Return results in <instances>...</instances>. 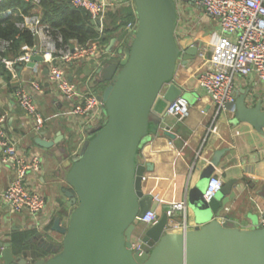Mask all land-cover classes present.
I'll list each match as a JSON object with an SVG mask.
<instances>
[{
  "label": "water",
  "instance_id": "water-1",
  "mask_svg": "<svg viewBox=\"0 0 264 264\" xmlns=\"http://www.w3.org/2000/svg\"><path fill=\"white\" fill-rule=\"evenodd\" d=\"M128 1L134 4L137 21L132 42L121 58L107 60L96 70L108 81L96 95L105 118L91 131L77 158L70 157L60 170L68 186L62 192L72 212L67 224L59 216L52 222L50 230L61 236L60 242H48L37 234L47 256L31 264H264V227L243 230L218 220L224 206L235 199V180L224 182L208 202L202 197L203 183L197 185L189 202L204 222L199 227L166 233L162 213L155 225L143 231V253L131 251L137 217L151 204V198L143 195L142 177L152 166L140 164L137 152L158 128L168 106L183 96L173 83L176 65L194 60L199 45L179 52L173 36L175 1ZM31 61L32 67L41 58L33 56ZM247 92L240 89L236 94L231 122L246 123L264 134V105L257 101L247 106ZM57 136L55 141L38 137L35 142L46 149L61 140ZM216 159L217 155L213 163ZM0 264L26 261L15 256L8 243L0 242Z\"/></svg>",
  "mask_w": 264,
  "mask_h": 264
},
{
  "label": "crops",
  "instance_id": "crops-1",
  "mask_svg": "<svg viewBox=\"0 0 264 264\" xmlns=\"http://www.w3.org/2000/svg\"><path fill=\"white\" fill-rule=\"evenodd\" d=\"M52 1L56 5H61L67 0ZM175 1L174 39L183 47L197 43L208 56L209 36L218 29L216 20L206 16L195 4ZM31 12L42 21V6L32 9ZM134 13V4L129 1L106 14L105 26L111 31L106 48L114 40L109 49L110 54L122 51L123 45L128 44L122 23L134 21L136 18ZM25 46L27 45L22 44L20 50ZM114 48L117 52L113 50ZM106 61L107 59L103 57L100 64L93 60H81L67 65L65 76L78 90L95 95L101 94L108 81L103 80L96 70ZM199 61L198 57L185 65L180 61L175 69L173 83L181 88L182 95L188 103V116L179 120L165 114L160 119L158 128L138 149L139 163H150L152 166L144 173L143 195L161 196L163 204L158 207L160 210L164 209L165 204L177 202L186 195V226L188 229H195L204 223L197 219L189 202V197L197 189V185L203 183V194L211 177L218 176L223 182L235 180L232 186L236 192L235 199L224 206L227 210L221 211L218 220L229 222L243 230L258 228L260 214L264 210V134L246 123H232L233 116L227 112L218 117L212 126L213 131H208L214 106L204 91L197 88L192 81H187L188 73ZM37 66L39 70L37 68L35 70L33 66L19 67L16 82L28 86L27 82L35 79L42 84L40 94L29 89L44 117L42 130L38 133L33 131L31 118L22 111L14 99L12 94L14 84L8 80L0 66V110L6 114L7 135L17 141L20 154L28 156L34 153L43 158L40 172L28 173L26 181L27 187L42 194L46 200L45 213L39 217L38 227L27 212L13 211L4 201V192L12 179L13 170L10 166L0 163V242L8 243L13 254L21 256L26 264L47 256L37 234L48 242H60L61 236L50 230V227L56 216L61 218L63 225L67 224L72 212L68 198L62 192L68 186L63 181L60 170L72 155L79 153L84 141L94 129L91 128L94 123L102 124L105 117L103 110L101 114L103 116H98L96 121L69 115L70 102L62 98L47 82L45 65L37 62ZM248 86L242 83L245 89ZM58 134L61 140L52 147L44 149L35 142L38 137L45 141H55ZM216 155L217 159L213 163ZM150 205L153 207L155 204ZM177 217L180 219L181 215Z\"/></svg>",
  "mask_w": 264,
  "mask_h": 264
},
{
  "label": "built area",
  "instance_id": "built-area-1",
  "mask_svg": "<svg viewBox=\"0 0 264 264\" xmlns=\"http://www.w3.org/2000/svg\"><path fill=\"white\" fill-rule=\"evenodd\" d=\"M24 1L31 5L33 10L41 6V0ZM177 1L195 4L203 10L206 16L215 19L217 23V32H212L209 36L208 56L199 47L194 57L200 58V61L187 75V81H192L197 88L204 91L214 106V114L210 128H208V131H213L212 126L222 113L227 112L233 116L236 94L246 87H242V83L249 85L246 88L248 90L245 97L246 105L252 107L257 102L259 94L255 91V87L259 81H264V0ZM67 2L75 8L84 9L89 14L90 21L96 25L97 39L81 45L70 40L65 43L61 37H54L53 29L49 24L42 22L33 15V12L22 14L19 11L16 14L8 9L1 14V19L11 14L20 16L22 20L15 23L16 27L21 31L28 29L35 39L32 46H25L17 55L12 54L10 41L0 39V66L8 80L14 84L13 97L22 111L31 118L33 131L36 133L42 130L44 117L30 90L40 94L42 84L35 79H30L27 82L28 86L16 82L19 67L28 66L33 56H39L41 64L46 68L47 82L71 104L68 114L92 121L98 116H103L101 115L102 102L94 93L78 90L77 86L66 78L65 67L81 60H93L100 64L103 57L110 60L123 56V51L110 54L100 38L104 33V20L108 11L128 3V0H67ZM136 23L135 18L134 21H128L124 26L126 39L129 41L128 46L134 37ZM176 44L180 53L194 45L183 47L177 42ZM33 68L39 70L37 62L34 63ZM262 98L261 103L263 104V95ZM188 108L185 98L179 96L168 106L164 114L181 120L188 116ZM6 121V114L0 110V163L10 166L13 170L12 179L3 198L11 210L27 212L34 219L35 226L38 227L39 217L45 213L46 200L42 194L27 187L26 181L28 173L40 172L43 158L34 153L28 156L20 154L17 141L7 135ZM94 124L91 128L95 129L101 125H97L96 122ZM142 179L144 180L145 176ZM223 183L220 177H211L202 194L203 199L208 202L220 191ZM150 198L151 203L155 205L153 207L150 205L142 216L137 217V231L130 241V249L133 253H143L144 249L141 246L143 231L155 225L162 213L166 214L164 232L180 234L188 230L185 221L186 195L177 202L165 204L163 210L158 208L160 204H163L161 196L153 194ZM222 210H227V208L224 207ZM179 214L181 218L177 219ZM259 224L260 227H264V210L261 211Z\"/></svg>",
  "mask_w": 264,
  "mask_h": 264
},
{
  "label": "trees",
  "instance_id": "trees-1",
  "mask_svg": "<svg viewBox=\"0 0 264 264\" xmlns=\"http://www.w3.org/2000/svg\"><path fill=\"white\" fill-rule=\"evenodd\" d=\"M40 5L43 8L42 22L49 24L53 29L54 37H61L65 43L73 40L79 45L97 39L96 26L90 22L89 14L84 9L75 8L67 1L62 2L61 5H56L52 0H41ZM8 9L16 14L19 11L22 14H27L31 12L32 6L24 0H2L0 2V39L10 41L12 54L17 55L22 44L27 46L34 44L33 36L28 29L21 31L16 27L15 23L22 20L20 16L11 14L1 19V14ZM126 24L122 23L124 26ZM110 33L111 31L105 26L104 33L100 38L105 46L109 42Z\"/></svg>",
  "mask_w": 264,
  "mask_h": 264
},
{
  "label": "rangeland",
  "instance_id": "rangeland-1",
  "mask_svg": "<svg viewBox=\"0 0 264 264\" xmlns=\"http://www.w3.org/2000/svg\"><path fill=\"white\" fill-rule=\"evenodd\" d=\"M121 49H122V51L123 50L126 51L128 49V45L124 44L123 45V48H121ZM113 50L117 52V49L116 48H114ZM255 91L259 94L258 95V98H257V101H263L262 95L264 96V81H259L258 82L257 86L255 87ZM263 104H264V102H263ZM76 156L77 155H72L71 157H73V159H76L77 158ZM69 163H70V159H69V162H67L66 164L68 165ZM228 225H230L229 222H228Z\"/></svg>",
  "mask_w": 264,
  "mask_h": 264
}]
</instances>
